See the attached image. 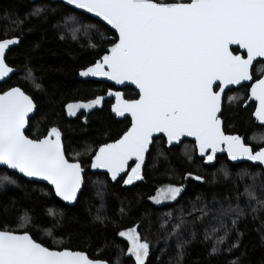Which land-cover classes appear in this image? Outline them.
<instances>
[{"label": "snow or ice", "instance_id": "snow-or-ice-1", "mask_svg": "<svg viewBox=\"0 0 264 264\" xmlns=\"http://www.w3.org/2000/svg\"><path fill=\"white\" fill-rule=\"evenodd\" d=\"M74 10L94 14L110 25L117 34L115 42L90 66L80 70L81 77H106L117 85L126 81L138 89V98L123 99L119 91L109 92L116 103L112 111L117 116L125 113L131 116V125L118 139L101 144L91 157L92 169H106L113 181L124 172L128 161L135 158V165L123 180L125 185L142 179L141 165L154 134L162 133L167 144L179 143L182 137H192L194 147L206 162H213L215 153L223 145L228 159H246L264 165V147L253 152L243 142L240 135H225L221 128L218 113L222 111V93L229 85H239L250 81V66L256 58H264V0H63ZM43 9L35 8L31 16H39ZM78 13L72 12L66 20L75 21ZM17 25L22 21H15ZM85 28L94 25H84ZM77 29H72L76 38ZM101 37L103 35L101 34ZM20 38L0 39V79L14 71L6 63V50L18 45ZM230 45L244 50L234 54ZM89 47L95 48L94 43ZM264 70V66L257 71ZM27 77L33 78L31 69ZM40 88L39 83L35 84ZM217 88L219 90H217ZM249 99L256 101L253 115L264 125V77L251 84ZM229 102L236 100L228 97ZM101 96L87 103L66 105L69 115L76 109L88 110L100 105ZM32 98L19 86L0 92V165L15 170L24 177L36 178L51 185L56 197L65 202L77 199L82 187L84 169L79 162H69L61 142V132L56 127L48 129L41 138L31 139L25 135V125L29 114L34 111ZM264 139V138H262ZM78 155V154H77ZM192 159L191 156L188 157ZM227 177L229 172L220 169ZM264 171V169H262ZM240 175H248L253 180L244 185L243 192H237L232 204L220 205L214 217L219 227L210 226L205 230V240L223 230L229 229L225 218L230 217L232 226L237 225L245 215L239 200L245 197L254 201L253 213L264 209V192L258 195L255 176L241 170ZM203 181L200 175L186 173ZM16 181L8 175L0 176V184ZM264 190V182L261 183ZM184 185L169 184L157 190V195L149 197L156 204L174 201L181 195ZM200 199L199 197L197 198ZM227 199V197H226ZM6 211V210H5ZM123 209L121 212L123 213ZM201 217L207 216L205 206L199 209ZM49 216L58 215L55 207L48 209ZM163 228L171 220V213L164 214ZM201 217H197L200 219ZM25 223L27 216L20 217ZM97 220H103L100 215ZM178 223L169 235L179 236L178 229L185 224L183 216L177 217ZM51 235V232H49ZM118 235L128 241V253L134 257L135 264H145L150 255L151 244L141 238L137 227L121 230ZM237 233V238L239 237ZM225 236L216 235L211 254L219 251L218 245ZM183 243H177L182 249ZM232 247H236L235 244ZM230 250V249H229ZM182 255V252H178ZM0 264H106L105 261L90 259L82 251L69 248L50 249L34 240L28 231L18 232L9 228L0 229ZM231 264H240L239 258Z\"/></svg>", "mask_w": 264, "mask_h": 264}, {"label": "trees", "instance_id": "trees-1", "mask_svg": "<svg viewBox=\"0 0 264 264\" xmlns=\"http://www.w3.org/2000/svg\"><path fill=\"white\" fill-rule=\"evenodd\" d=\"M37 7L43 11L39 16H31ZM72 12L78 13L77 19L66 20ZM17 20L22 23L17 25ZM84 25L94 27L85 28ZM72 29H77L75 39ZM14 36H18L20 42L11 46L5 60L16 73L0 84V92L14 86L21 87L36 106L25 134L37 139L46 135L51 127H56L61 132L66 158L79 162L85 174L77 202L66 206L45 184L28 182L0 168V176L8 175L16 181L15 184H0V229L26 230L34 240L50 249L82 251L90 259L108 264H135L128 255L127 240L118 235L121 230L133 227H137L141 238H147L151 244L145 264H231L237 258L240 264H264V209L253 213L250 205L255 202L245 197L239 200L245 215L240 217L235 227L230 217L225 218L229 229L227 235L223 230L216 234L225 236L217 253H210L216 235L209 240L204 238L206 228L219 227L214 217L218 215L220 205L227 206L229 201L236 204L237 192L242 193L244 185L253 182L248 175L241 176V170L250 174L260 173L254 179L256 191L262 195L264 171L260 166L248 163L233 165L224 155L217 156L215 164L205 166L197 158L192 142L185 140L168 149L160 137L153 141L147 154L142 179L125 185V175L112 184L106 174L90 173V161L95 150L101 144L118 139L130 126L129 119L118 121L111 115V100L104 97L115 91L113 86L77 79L81 69L94 63L109 44L115 42L114 32L100 21L60 2L0 0V39ZM90 42L96 47H89ZM233 52L237 53V50ZM259 64L255 73H259L257 69L262 67V63ZM28 69L32 70L33 78L27 77ZM37 83L40 88L35 87ZM122 92L125 99L138 96L132 88H125ZM96 96L102 97L100 105L88 110L76 109L75 115H69L66 105L87 103ZM229 96H235L236 100L229 102ZM246 97V86L228 90L220 118L224 133L240 135L244 143L256 151L264 146V127L252 118L253 106H245ZM132 167L133 164L128 172ZM222 167L228 170L227 177L220 171ZM189 172L202 176L204 180L185 179ZM169 184H183L181 195L172 202L152 203L149 197ZM194 206L196 209L205 206L208 215L201 217L199 211H193ZM53 207L58 215L49 216L48 209ZM165 213H171V220L162 228V221L168 219ZM97 215L103 220H97ZM22 216L29 217L30 222L22 221ZM180 216H183L185 224L178 229L179 236L169 235ZM237 233L240 234L238 238ZM183 241L187 243L182 249H177V243ZM233 244L236 247H232Z\"/></svg>", "mask_w": 264, "mask_h": 264}, {"label": "water", "instance_id": "water-1", "mask_svg": "<svg viewBox=\"0 0 264 264\" xmlns=\"http://www.w3.org/2000/svg\"><path fill=\"white\" fill-rule=\"evenodd\" d=\"M37 1H39V0H28V2H30V3H34V2H37ZM45 1H50V2H52V3L60 2V3L64 4L63 0H45ZM64 5H65V4H64ZM65 6H67V7L71 8V9H73L72 6H69V5H65ZM73 10H74V9H73ZM75 11L80 12V13H83V14H85V15H88V16H90V17H92V18H94V19L100 21L102 24H104L107 28H109L112 32L115 33V30L112 29L110 25H107V23L104 22V21H102L99 17H95L94 14L86 13V12H84L83 10H75ZM115 35L117 36L116 33H115ZM10 48H11V46H10ZM107 48H108V47H107ZM107 48L105 49V51L107 50ZM230 49H231V50H233V49H238V53H237V54H242V55H244L245 57H246V55H247V53H246L244 50L240 49L237 45H230ZM8 51H9V49L6 50V54H7ZM105 51H104V52H105ZM103 54H104V53H103ZM103 54H102V55H103ZM5 57H6V56H5ZM98 59H99V58H98ZM257 61H262V62L264 63V58H256V60L253 62V65H254ZM253 65L250 66V75H251V73H252ZM79 72H80V71H79ZM79 72H78V74H77V79H78V80H81V81H95V82H103V83L110 84L111 86H113V87L115 88V91H113V92L119 91V92L122 93V98H123V99H125V98H124V94H123L122 90L125 89V88H132V89L137 93V95H138V89H136V88H135V85H132L130 82H127V81H126L124 84L117 85L114 81L108 80L106 77H91V76H89V77H81V76L79 75ZM15 73H16V70L14 69V71H13L12 73H10L8 77H5V78L0 79V84H2V83H4L5 81H7V80H8L13 74H15ZM251 76H252V75H251ZM262 77H264V71H263V73H262V75H261L260 78H262ZM260 78H259V79H260ZM254 82H255V81H253V77H252V79H251L250 81H242L239 85H229V86H227L226 89H225V91H224V93H222V107H223L224 96H225V94H226V92H227L228 90H231V89H238V88H240L241 86L248 85V86H249V89H248V96H247V99H246V102H245V106L248 105V104H250L251 102H253V103H255V108H256V101H255L254 99H249L251 84L254 83ZM217 90H219V89L217 88ZM112 97H113V102H112V104H111V106H110V112H111V115H112L113 117H115V119L118 120V121H122V120H125V119H129V120H130V125H131V116H130L129 114L125 113L124 116H117V115L112 111V105L116 103V98H115V96H114V95H109V94H108V95H106L104 98L108 100V99H111ZM137 98H138V96H137ZM33 103H34V102H33ZM34 105H35V104H34ZM255 108H254V110H253V113L255 112ZM35 112H36V106L34 107V111H33V113H30V114H29L28 122H27L26 125H25V133H26L27 130H28L29 120L32 119V118L34 117ZM221 112H222V111H221ZM221 112H219V113L217 114L219 118H220V114H221ZM253 113H252V118L257 122V124H258L260 127H264V125H262L259 121L256 120V118H255V116L253 115ZM220 119H221V118H220ZM221 128H222V131L224 132V130H223V120H222V119H221ZM224 134H225V135H231V134H226V133H224ZM25 135H26V134H25ZM160 137H162V138L165 140L166 147H167L168 149L171 148V147H173V146H179V145H180L183 141H185V140H186V141H190V142H192L193 144H195V141H194V139H193L192 137H182V138H181V141H180L179 143L174 142V144H173L172 146H169V145L167 144L166 137H164V135H163L162 133H156V134H154V137H153V140H152V142H151V144H150V146H149V149H148V150L146 151V153H145V159H144V162H143L142 165H141V174H142V171H143V167H144V165H145V162H146L147 154H148L149 151H150V148H151V146H152V144H153V141H154L155 139H157V138H160ZM242 140H243V142H244V139H243V138H242ZM61 142H62V139H61ZM108 143H110V142H108ZM62 146H63V142H62ZM250 147H251V146H250ZM262 147H264V146H262ZM63 149H64V146H63ZM251 149H252V147H251ZM195 150H196V149H195ZM253 152H255V151H253ZM94 155H95V153H94ZM196 155H197V158H199V159H201V160L203 161V165H205V166H211V165L215 164V162H216V157H217V156H222V155H224V156H226L227 161H228L229 163L233 164V165H237V164H240V163H248V164L253 165V166H260L262 169H264V165H260L258 162L253 163V162H251V161H247L246 159H240V160H238V161H231V160H229V159H228V155H227V151L224 149V146H223V145H221V146L218 148V151L215 153V158H214V161H213V162H210V163H209V162H206V160L200 156V154H199V152H198L197 150H196ZM65 157H66V156H65ZM66 159H67V158H66ZM69 162H71V161H69ZM131 164H133V166L135 165V158H134V157L128 161V164H127V166L125 167L124 172H122V173L117 177V179H116L115 181H113V180L111 179V177L108 175L106 169H92V168H91V161H90L89 171H90V173H92V174H95V173L106 174V175L108 176L109 181H110L112 184H115L118 180H120V179L123 178L125 175H127L128 171H129V167H130ZM0 168H4V169H6V170L9 171V172L15 173V174H17L18 176H20L21 178L27 180L28 182H36V183L45 184L46 186H48L49 188L52 189L51 185H49L46 181L38 180V179H36V178H28V177H24L22 174L16 172L15 170L8 169V168H7L6 166H4V165H0ZM84 173H85V170H84L83 173H82V177H83L82 187H81V189L78 191V196H77V199H76L75 201H73V202H65V201L60 200V198L56 197L55 194H54L55 198H56L57 200H59L61 203H63L64 205H66V206H73V205H75V203H76L77 200H78L79 194L81 193V191H82V189H83V185H84ZM52 191H53V190H52ZM53 193H54V191H53ZM84 253H85V252H84ZM85 254H86V253H85ZM86 255H87V254H86ZM106 264H108V263L106 262Z\"/></svg>", "mask_w": 264, "mask_h": 264}, {"label": "flooded vegetation", "instance_id": "flooded-vegetation-1", "mask_svg": "<svg viewBox=\"0 0 264 264\" xmlns=\"http://www.w3.org/2000/svg\"><path fill=\"white\" fill-rule=\"evenodd\" d=\"M233 50H237V53H238V49H233ZM233 53H234V52H233ZM237 53H234V54H237ZM259 63H262V66H264V63H263L262 61H257V62L253 65L252 73H251V75H252V77H253V81H255L256 79H259V78L261 77L263 71H264V70H260L259 73H255V69H256V67L260 66ZM257 64H259V65L257 66ZM244 86L247 87V96H248V89H249V86H248V85H244ZM241 87H242V86H241ZM246 99H247V97H246ZM110 100H111V104H112V102H113V97H112ZM111 104H110V106H111ZM248 105H252V106H253V110H254V108H255V103L251 102V103L248 104ZM252 113H253V111H252ZM27 131H28V130H27Z\"/></svg>", "mask_w": 264, "mask_h": 264}, {"label": "rangeland", "instance_id": "rangeland-1", "mask_svg": "<svg viewBox=\"0 0 264 264\" xmlns=\"http://www.w3.org/2000/svg\"><path fill=\"white\" fill-rule=\"evenodd\" d=\"M260 72V71H259ZM164 188V187H163ZM162 189V188H161ZM155 195H157V193L155 194ZM151 202L152 203H154L152 200H151ZM168 202H172V201H162L160 204H163V203H168ZM154 204H156V203H154ZM160 204H156V205H160ZM122 238H124V237H122ZM125 239V238H124ZM125 240H127V239H125ZM128 242V241H127ZM129 246V245H128ZM128 255L129 256H131L129 253H128ZM133 259H134V257H132ZM135 260V259H134Z\"/></svg>", "mask_w": 264, "mask_h": 264}, {"label": "bare ground", "instance_id": "bare-ground-1", "mask_svg": "<svg viewBox=\"0 0 264 264\" xmlns=\"http://www.w3.org/2000/svg\"><path fill=\"white\" fill-rule=\"evenodd\" d=\"M85 174V173H84ZM84 186V185H83Z\"/></svg>", "mask_w": 264, "mask_h": 264}]
</instances>
